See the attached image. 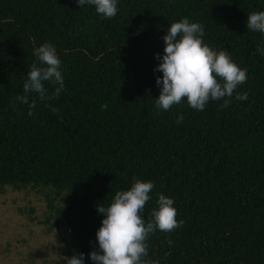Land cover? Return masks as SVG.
I'll return each mask as SVG.
<instances>
[{"label": "trees", "instance_id": "1", "mask_svg": "<svg viewBox=\"0 0 264 264\" xmlns=\"http://www.w3.org/2000/svg\"><path fill=\"white\" fill-rule=\"evenodd\" d=\"M117 7L107 19L76 0H0V190L50 192V226L64 225L72 256L93 264L88 254L99 253L104 218L97 206L130 189L133 177L151 181L143 218L163 194L184 223L150 235L147 259L264 264V54L257 51L264 35L246 28L264 0H118ZM182 18L202 24L204 43L247 70L227 107L209 101L197 111L186 98L155 107L162 73L154 57ZM44 43L56 49L65 87L45 101L29 93V103L36 100L29 115L16 96ZM44 87L51 96L58 85Z\"/></svg>", "mask_w": 264, "mask_h": 264}, {"label": "clouds", "instance_id": "2", "mask_svg": "<svg viewBox=\"0 0 264 264\" xmlns=\"http://www.w3.org/2000/svg\"><path fill=\"white\" fill-rule=\"evenodd\" d=\"M78 7L94 6L102 18L111 19L117 15L118 0H76ZM246 28L264 35V11L252 12L247 16ZM204 26L182 18L168 27L162 37L163 55L155 54L159 61L154 72L162 73L156 78L160 88L158 98L153 101L157 109L169 110L179 105L186 98L187 105L197 111H203L209 101L223 100L221 107H227L239 85L246 83L247 70L233 62L226 50L216 51L204 43ZM264 54V47H258ZM38 63H33L23 83L24 95H17L16 100L36 107V100L29 103V93L38 94L41 101L54 99L64 89L61 61L56 49L50 43H44L34 50ZM44 82L58 85L51 96L44 87ZM237 100L247 99V93H237ZM106 109L107 105H102ZM56 111V109H52ZM183 122V116L177 117L176 123ZM151 181H141L133 177L130 189L117 191L108 206L100 204L97 212L104 218L96 231L99 253L91 251L89 259L93 264H157L147 259L146 241L157 230L171 233L184 223L177 221L174 200L158 194L157 208H153L145 220L141 215L153 190ZM169 245L172 244L168 240ZM65 264H83L84 254L64 257Z\"/></svg>", "mask_w": 264, "mask_h": 264}, {"label": "rangeland", "instance_id": "3", "mask_svg": "<svg viewBox=\"0 0 264 264\" xmlns=\"http://www.w3.org/2000/svg\"><path fill=\"white\" fill-rule=\"evenodd\" d=\"M44 194L50 192L0 190V264H65L63 258L72 256L68 229L50 226L55 212Z\"/></svg>", "mask_w": 264, "mask_h": 264}]
</instances>
